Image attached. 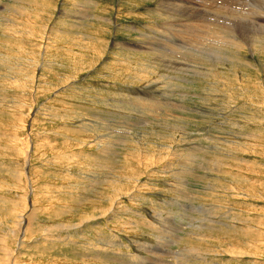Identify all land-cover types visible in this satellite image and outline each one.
Segmentation results:
<instances>
[{
  "label": "rangeland",
  "instance_id": "obj_1",
  "mask_svg": "<svg viewBox=\"0 0 264 264\" xmlns=\"http://www.w3.org/2000/svg\"><path fill=\"white\" fill-rule=\"evenodd\" d=\"M263 3L0 0V264H264Z\"/></svg>",
  "mask_w": 264,
  "mask_h": 264
},
{
  "label": "bare ground",
  "instance_id": "obj_2",
  "mask_svg": "<svg viewBox=\"0 0 264 264\" xmlns=\"http://www.w3.org/2000/svg\"><path fill=\"white\" fill-rule=\"evenodd\" d=\"M184 1V0H183ZM193 1V0H192ZM197 1V0H196ZM180 2V1H179ZM182 3V2H181ZM185 3V2H184ZM236 3V2H235ZM244 3V2H243ZM172 4V3H171ZM176 4V3H175ZM205 4V3H204ZM234 4V3H233ZM232 4V5H233ZM264 4V3H263ZM188 5V4H187ZM216 5V4H215ZM194 6V5H193ZM221 6V5H220ZM179 7V6H178ZM180 7H182V5L180 6ZM179 7V8H180ZM161 8V7H160ZM167 8V7H166ZM184 8H185V6H184ZM188 8V7H187ZM195 8V7H194ZM216 9H217V7H215ZM178 9V8H177ZM183 9V8H182ZM186 9V8H185ZM192 9V8H191ZM210 9V8H209ZM161 10V9H160ZM188 10H190V8H188ZM214 11V10H213ZM234 11V10H233ZM237 11V10H236ZM180 12V11H179ZM183 12H184V10H183ZM229 12H230V10H229ZM232 12V11H231ZM217 13V12H216ZM243 13V12H242ZM195 14V13H194ZM207 15V14H206ZM241 15V14H240ZM251 15V14H250ZM256 15V14H255ZM163 16V15H162ZM190 16V15H189ZM192 17L193 16H195V17H203V15H200V14H197V15H191ZM190 16V17H191ZM208 16V15H207ZM212 16V15H211ZM217 16V15H216ZM195 17H193V18H195ZM221 17V16H220ZM176 18V17H175ZM181 18V17H180ZM213 18V17H212ZM216 18H218V17H216ZM249 18V17H248ZM241 19V18H240ZM203 20V19H202ZM213 20V19H212ZM211 19H209V18H207V17H204V20H203V23L206 21V23H209L210 25H211V27L212 28H214V30H211L210 31V29L209 28H206V27H201L200 28V26H196V27H194V28H197V30L198 31H201V33H200V37H205L206 36V34H212V33H219V31L217 32L216 30H217V28H216V23L214 24V23H212L211 21H212ZM243 20V19H242ZM245 20H246V18H245ZM249 20V19H248ZM253 20V19H252ZM218 21V20H217ZM178 22V21H177ZM183 22V21H182ZM235 22H238V21H235ZM242 22V21H241ZM195 23V22H194ZM239 23V22H238ZM201 24V23H200ZM199 24V25H200ZM205 24V23H204ZM203 24V25H204ZM236 24V23H235ZM243 24V23H242ZM207 26V25H206ZM219 26V25H218ZM208 27V26H207ZM226 27V26H225ZM231 27V26H230ZM244 28H247V29H251V30H253V31H258L259 33L258 34H263V32H264V13L262 12V13H260V15H258V17H257V19L254 21H250V23H245L244 24V26H243ZM221 28V27H220ZM227 29V28H226ZM164 30V29H163ZM213 31V32H212ZM186 32V31H185ZM221 32V31H220ZM225 32V31H224ZM223 31H222V33H221V36L219 37V39L221 40V41H223L224 43H226L225 45H227V44H229V41L226 39V36H225V34L223 35V33H224ZM202 33H205V36H202L201 34ZM226 33V32H225ZM248 33V32H247ZM249 33H250V31H249ZM256 33V32H255ZM188 34V33H187ZM246 34V33H245ZM244 34V35H245ZM207 35V36H208ZM216 35V34H215ZM227 35V34H226ZM241 35V34H240ZM243 35V36H244ZM247 35H250V34H247ZM166 36V35H165ZM183 36V35H182ZM191 36V35H190ZM198 36V35H197ZM237 36V35H236ZM251 36V35H250ZM160 37V36H159ZM158 37V38H159ZM245 37V36H244ZM252 37V36H251ZM238 38H240V37H238ZM246 38V37H245ZM247 40H248V42H249V36H247ZM196 39H198V38H196ZM200 39V38H199ZM251 39V38H250ZM155 40V39H154ZM182 40V39H181ZM186 40V39H185ZM213 40H214V38H213ZM217 40V39H216ZM235 40V39H234ZM234 40H230V42L231 43H233L234 45L233 46H235V48L236 47H239V46H241V45H243L241 42H240V40L238 41L237 39L234 41ZM251 41V40H250ZM176 42V41H175ZM174 42V43H175ZM190 42V41H189ZM244 42L245 43H247L246 42V40H244ZM187 43V42H186ZM219 43H221V42H219ZM253 43H255V42H253ZM161 45V44H160ZM177 44H175V46H176ZM178 45H180V44H178ZM212 45V44H211ZM245 45V44H244ZM166 46V45H165ZM172 47V46H171ZM170 47V48H171ZM249 47H252V46H249ZM248 47V48H249ZM162 48V47H161ZM160 48V49H161ZM167 48V47H166ZM185 48V47H184ZM210 48V47H209ZM209 48H205V51H208L209 50ZM219 48H220V46H219ZM222 48V47H221ZM241 48V47H240ZM175 49V48H174ZM228 49V48H227ZM177 50V49H176ZM174 51V50H173ZM178 51V50H177ZM194 51V50H193ZM200 51V50H199ZM215 51H217V50H215V48H211L208 52L209 53H211V55L209 56L210 57V59H214V57L215 56H217V53L215 52ZM234 52V51H233ZM160 53V52H159ZM200 53V52H199ZM230 53V52H229ZM162 55V54H161ZM225 55H227V54H225ZM224 55V56H225ZM197 56V55H196ZM158 57V56H157ZM162 57H163V55H162ZM184 57V56H183ZM182 57V58H183ZM232 57V56H231ZM166 58V57H165ZM172 58V57H171ZM177 58V57H176ZM226 58H228L227 56H226ZM226 58H224V59H226ZM223 59V60H224ZM229 59V58H228ZM185 60V59H184ZM183 60V61H184ZM190 60V59H189ZM208 60V59H207ZM206 60V61H207ZM168 61H169V59H168ZM186 61V60H185ZM212 61V60H211ZM172 62V61H171ZM222 62V61H221ZM180 63V62H179ZM177 64L176 63V68H177V66L178 65H180V64ZM183 63V62H182ZM174 64V63H173ZM185 64V63H184ZM186 65V64H185ZM147 76V75H146ZM144 74H141L140 75V77H139V79L140 80H145V79H147V78H145L146 77ZM148 77V76H147ZM138 79V78H137ZM123 98V97H122ZM135 109V108H134ZM149 109V108H148ZM136 122V121H135ZM145 122V121H144ZM95 135V134H94ZM105 136L106 135H100L99 137H102L103 139H105ZM29 159V156L27 157V160ZM27 163V162H26ZM25 217V216H24ZM20 218H21V216H20ZM30 219V218H29ZM22 220V219H21ZM30 221H31V219H30ZM30 224V223H29ZM20 225V224H19ZM32 225V224H31ZM23 228V227H22ZM20 229H21V226H20ZM13 231V230H12ZM258 247V246H257ZM9 250V249H8ZM11 252H13L12 250H10ZM9 253V252H8ZM10 254V253H9ZM122 254V253H121ZM13 255V254H12ZM10 257H12V256H10ZM0 259H1V257H0ZM4 259H5V257H4ZM3 260V259H2ZM8 260V259H7ZM162 260H160L159 262H161ZM4 262V261H3ZM162 263L163 264H165L163 261H162ZM13 264H16V262H14Z\"/></svg>",
  "mask_w": 264,
  "mask_h": 264
}]
</instances>
